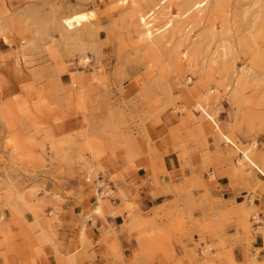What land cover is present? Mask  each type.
Returning <instances> with one entry per match:
<instances>
[{
	"label": "rangeland",
	"instance_id": "rangeland-1",
	"mask_svg": "<svg viewBox=\"0 0 264 264\" xmlns=\"http://www.w3.org/2000/svg\"><path fill=\"white\" fill-rule=\"evenodd\" d=\"M260 1L0 0V264H47L67 199L139 217L140 240L186 238L181 201L149 224L119 189L142 167L162 194L184 192L159 180L171 153L192 177H264ZM157 220L167 229H147Z\"/></svg>",
	"mask_w": 264,
	"mask_h": 264
},
{
	"label": "crops",
	"instance_id": "crops-1",
	"mask_svg": "<svg viewBox=\"0 0 264 264\" xmlns=\"http://www.w3.org/2000/svg\"><path fill=\"white\" fill-rule=\"evenodd\" d=\"M163 164L172 176L160 177V182L164 187H185L184 192L171 188L169 195L162 194V189L151 185L152 177L142 167L133 173L129 185L119 189L138 208L135 215L141 213L149 224L153 218L150 211L161 202L181 201L188 219L186 238L140 240L141 229L135 231L138 222L142 225L139 217L131 220L126 212L111 214L104 205L103 215L94 210L90 215L88 208L93 209L97 200L76 206L74 200L67 199L57 207L60 223L49 230L43 248L47 264H60L61 257L75 264H264V177H218L213 181L192 177L193 172L182 169L173 153L163 158ZM137 190L139 198L134 197ZM112 204L117 210L124 207L121 200ZM254 211L261 219L259 224L248 217ZM153 226L147 229H167L159 220ZM205 244L216 247L208 257L203 253ZM151 246L157 252L149 255L146 251ZM158 246L163 247L161 252Z\"/></svg>",
	"mask_w": 264,
	"mask_h": 264
},
{
	"label": "bare ground",
	"instance_id": "bare-ground-1",
	"mask_svg": "<svg viewBox=\"0 0 264 264\" xmlns=\"http://www.w3.org/2000/svg\"><path fill=\"white\" fill-rule=\"evenodd\" d=\"M255 1H257L258 2V5H259V1L260 0H255ZM257 2H256V5H257ZM261 2V1H260ZM260 6V5H259ZM261 8V7H260ZM189 33H188V31L185 33V36L186 35H188ZM150 36V35H149ZM148 36V37H149ZM244 37H247V36H244ZM243 37V38H244ZM149 38H151V36L149 37ZM5 40H7L6 38H5ZM240 40H242V38L241 39H239V41ZM245 40H246V38H245ZM245 40H244V42H245ZM242 42V41H241ZM248 43H249V39H248V41L247 42H245V43H243L245 46L247 45L248 46ZM252 43V42H251ZM251 45V44H250ZM229 51V49H228V45L226 46L225 45V43H223V44H221V52H220V57H226L227 55H228V52ZM82 61L84 62V63H89L90 61H91V59H90V57L89 56H87V55H85L83 58H82ZM1 83H2V79H1V77H0V85H1ZM210 91V90H209ZM256 145L255 144H253V147H255ZM251 147H252V145H251ZM90 175H88V177H89ZM211 176H212V174H211ZM210 176V177H211ZM212 178V177H211ZM109 192V191H108ZM110 193H111V190H110ZM109 194V193H108ZM104 195H107V191H103V192H101L100 193V197H102V196H104ZM112 196V195H111ZM99 204H100V202H99ZM101 206L100 205H97L96 207H95V209H94V211H96V212H101Z\"/></svg>",
	"mask_w": 264,
	"mask_h": 264
}]
</instances>
